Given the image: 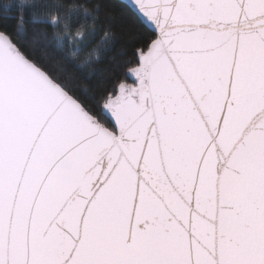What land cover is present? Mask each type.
I'll return each mask as SVG.
<instances>
[{
    "label": "snow or ice",
    "instance_id": "obj_1",
    "mask_svg": "<svg viewBox=\"0 0 264 264\" xmlns=\"http://www.w3.org/2000/svg\"><path fill=\"white\" fill-rule=\"evenodd\" d=\"M0 264H264V0H0Z\"/></svg>",
    "mask_w": 264,
    "mask_h": 264
},
{
    "label": "trees",
    "instance_id": "obj_2",
    "mask_svg": "<svg viewBox=\"0 0 264 264\" xmlns=\"http://www.w3.org/2000/svg\"><path fill=\"white\" fill-rule=\"evenodd\" d=\"M121 1L120 0H112V3L114 5H118ZM51 38V33L49 32L48 37H45L43 35H37L36 36V40L38 41V44L40 45V51L43 52L45 49L43 48V45L45 43L48 42V40H50ZM128 39V37L122 36L120 37V41H126ZM119 47L120 44L118 43L117 46L115 48H113V50L107 54V56H103L101 61L97 64L94 65H89L90 68H94L96 71V81L94 82H98L102 79V76L104 74L105 69L108 67L109 63H110V57H116L117 59L119 58ZM47 51L49 52L50 56L55 60V61H59L60 60V55L58 52H56L53 48L49 47L47 49ZM84 58V53H80L78 59H83Z\"/></svg>",
    "mask_w": 264,
    "mask_h": 264
},
{
    "label": "water",
    "instance_id": "obj_3",
    "mask_svg": "<svg viewBox=\"0 0 264 264\" xmlns=\"http://www.w3.org/2000/svg\"><path fill=\"white\" fill-rule=\"evenodd\" d=\"M121 1V0H120Z\"/></svg>",
    "mask_w": 264,
    "mask_h": 264
}]
</instances>
